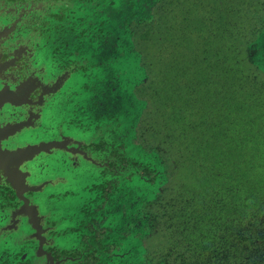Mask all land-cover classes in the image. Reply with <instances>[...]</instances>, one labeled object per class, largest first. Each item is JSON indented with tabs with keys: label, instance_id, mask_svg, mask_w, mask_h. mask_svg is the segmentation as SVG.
I'll list each match as a JSON object with an SVG mask.
<instances>
[{
	"label": "flooded vegetation",
	"instance_id": "1",
	"mask_svg": "<svg viewBox=\"0 0 264 264\" xmlns=\"http://www.w3.org/2000/svg\"><path fill=\"white\" fill-rule=\"evenodd\" d=\"M151 2L0 0V90L30 91L0 100L12 130L0 136L53 145L16 171L0 168V264H171L166 225L185 243L191 206L168 189L176 163L139 128L147 104L137 89L149 75L135 38L150 37ZM132 66L145 78L128 94L123 81L134 78L122 71ZM132 96L145 103L137 118Z\"/></svg>",
	"mask_w": 264,
	"mask_h": 264
},
{
	"label": "rangeland",
	"instance_id": "2",
	"mask_svg": "<svg viewBox=\"0 0 264 264\" xmlns=\"http://www.w3.org/2000/svg\"><path fill=\"white\" fill-rule=\"evenodd\" d=\"M262 1L159 0L153 21L144 25L150 28V37L135 38L149 75L137 89L147 104L139 128L148 132L147 142L154 150L176 158L177 167L168 187L174 196L187 186L192 190L218 188L230 167L246 161L252 166L253 185L248 186L255 185L257 190L256 181L264 173V101L261 96L245 98L246 91L233 90L231 76L229 80L221 68L232 61L235 68L236 64L248 66L242 56L230 59L232 39L223 35L229 23H237L244 34L235 36L240 48L253 40L264 29V23H259ZM249 23L250 33L243 29ZM254 24L258 29L252 31ZM135 70L132 66L122 71L125 78H134L123 81L127 93L131 83L142 81ZM132 98L137 118L145 103ZM229 116L234 118V142L245 140L235 142L233 148L231 143L228 149L227 134L221 132L230 128ZM247 191V197L254 200V194ZM154 242L155 247L162 248L161 237L156 235Z\"/></svg>",
	"mask_w": 264,
	"mask_h": 264
},
{
	"label": "trees",
	"instance_id": "3",
	"mask_svg": "<svg viewBox=\"0 0 264 264\" xmlns=\"http://www.w3.org/2000/svg\"><path fill=\"white\" fill-rule=\"evenodd\" d=\"M239 27L240 24L229 23L227 27L229 29L227 31L226 29L224 30L226 32L223 38L229 36L228 39H232V54L230 59L235 56H242L243 62H246L248 66L241 68L236 64L235 68L233 61L227 62V66L221 68V73L226 77L229 76V80L231 76V87L233 90L246 91L245 98L248 96L255 99L261 96V101H264V71L247 58L248 47L264 29L253 40H250V42L240 48V40L235 36L237 34L239 36L244 34L240 31ZM243 29H246L250 33V23L248 28ZM257 29L256 24H254L252 31ZM213 54L215 62H218V52L215 51ZM228 119L232 121L229 122L231 129L227 128V131L223 130L221 133L227 134V146L229 149L231 143L233 148L236 145L235 142L243 143L245 139L242 138L240 141L238 139L234 142V118L233 116H229ZM214 120L218 121L219 119ZM150 147L153 149L151 145ZM154 151L161 154L166 162L172 163L171 161L174 159L176 163V158L168 157V155L163 154L157 148ZM159 164L156 162V166ZM251 177V163L247 161L244 164L236 162L234 166L228 169L224 178L220 180L218 188L209 187L200 190V188L195 187L192 190L187 186L181 188L182 190L175 196L172 192L170 194L171 190L169 189V194L173 198H179L185 194V197L188 199L187 204L191 206H189L191 212L188 222L191 225L187 226L185 243L180 239L178 234L174 236L170 235V225L162 227V231H159L163 232L167 237L168 245L166 248H168L163 255L166 254L167 260L171 264L180 262L194 264L197 260L206 263V258L209 257L211 264H264V173L256 181L258 183L256 185L257 190H255V185L252 187L248 186L253 185L250 182ZM171 182L172 173L170 174L169 185H171ZM239 185L243 186L242 189L245 192L240 189L241 186ZM247 188L251 195L252 193L254 194V200H250L247 197ZM200 208H202V212L199 211ZM199 218H202L201 228L196 226V223L200 222ZM184 245L187 248L194 246L207 247L210 255L207 253L193 254L188 253V251L183 252L182 247ZM217 252L218 254H216Z\"/></svg>",
	"mask_w": 264,
	"mask_h": 264
},
{
	"label": "water",
	"instance_id": "4",
	"mask_svg": "<svg viewBox=\"0 0 264 264\" xmlns=\"http://www.w3.org/2000/svg\"><path fill=\"white\" fill-rule=\"evenodd\" d=\"M247 58L250 62L257 64L258 67L264 71V31L260 32L258 37L248 47ZM141 77L143 79L145 75L143 74ZM29 93H30L29 90L25 92L23 90L16 91L8 88V89L0 90V100H5V101L28 100ZM4 127L7 128L5 131H12L5 122L0 121V132ZM11 144H12V138H8L7 136L3 138L2 136H0V168L8 172L16 171L17 170L16 168H18L17 164L23 166L26 162L33 160L35 156L41 152V150H44L46 148H52L53 146L52 142H45V141H40L37 144L28 143L20 146L19 145L11 146ZM20 157H22V160H20L21 162L18 163V159ZM27 174H29L28 170L25 173V175ZM12 188L16 190L15 185H12ZM17 191L19 192V189H17Z\"/></svg>",
	"mask_w": 264,
	"mask_h": 264
}]
</instances>
